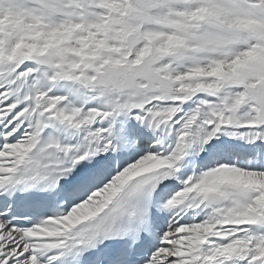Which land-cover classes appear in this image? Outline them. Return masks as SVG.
Instances as JSON below:
<instances>
[{"label": "snow or ice", "instance_id": "6c2138e0", "mask_svg": "<svg viewBox=\"0 0 264 264\" xmlns=\"http://www.w3.org/2000/svg\"><path fill=\"white\" fill-rule=\"evenodd\" d=\"M0 264H264V0H0Z\"/></svg>", "mask_w": 264, "mask_h": 264}]
</instances>
